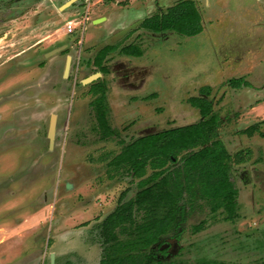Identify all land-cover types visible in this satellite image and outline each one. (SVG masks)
<instances>
[{
    "label": "rangeland",
    "instance_id": "374dc122",
    "mask_svg": "<svg viewBox=\"0 0 264 264\" xmlns=\"http://www.w3.org/2000/svg\"><path fill=\"white\" fill-rule=\"evenodd\" d=\"M67 1L0 0V264H50L52 253L56 264H98L100 223L139 182L108 162L139 136L200 121L188 99L206 85L219 138L245 158L232 161L239 217L212 215L198 200L169 234V253L153 248L166 264H264V0H194L202 31L191 37L140 27L156 6L179 0H90V10L86 0L63 8ZM102 15L109 20L93 22ZM108 44L143 54L113 52L95 81L107 85L108 120L119 131L104 140L82 80L98 71L93 58ZM241 77L252 87L228 84ZM255 124L252 137L242 133Z\"/></svg>",
    "mask_w": 264,
    "mask_h": 264
},
{
    "label": "trees",
    "instance_id": "16d2710c",
    "mask_svg": "<svg viewBox=\"0 0 264 264\" xmlns=\"http://www.w3.org/2000/svg\"><path fill=\"white\" fill-rule=\"evenodd\" d=\"M141 27L153 32L171 30L191 37L202 31L201 15L194 1L181 0L162 14L145 19ZM116 50L117 45H106L97 52L93 63L98 71L107 72L104 62ZM120 51L130 56L143 54L136 45L125 46ZM228 84L236 89L252 87L245 77L232 78ZM90 92L95 95L90 105L100 137L106 140L118 136L119 131L108 120L105 83H92ZM212 92V86L206 85L199 89V96L188 99L199 109L200 121L137 137L124 143L121 151L108 162L111 167L123 165L122 175L132 176L139 182L135 196L124 200L123 194L118 206L100 223L103 251L98 264H166L157 257L153 247L157 246L161 255L169 253V249L160 247L194 210L198 200L206 203L212 215L222 211L224 219L231 222L239 217V191L233 178L232 161L240 164L245 158L242 151L233 156L219 138L221 120L213 112L214 102L209 98ZM257 130L258 124H255L242 133L252 137ZM204 226L205 221H201L194 226V231L200 232ZM195 264L230 263L200 259Z\"/></svg>",
    "mask_w": 264,
    "mask_h": 264
},
{
    "label": "water",
    "instance_id": "95a60500",
    "mask_svg": "<svg viewBox=\"0 0 264 264\" xmlns=\"http://www.w3.org/2000/svg\"><path fill=\"white\" fill-rule=\"evenodd\" d=\"M76 0H70L69 2H67L66 4H64L62 7L63 8H67L68 6L72 5ZM102 20H104V18H101V19H97L94 21V23H97V22H101ZM69 45H63L61 47H58L54 50H52L50 53H54V54H57V53H60L62 52L63 50H65ZM70 67H71V56H68L67 57V61H66V66H65V70H64V75L68 76L69 75V71H70ZM101 76V73H96L84 80H82V84L84 85H88V84H91L93 82H95L96 80H98V78ZM56 116L53 115L52 118H51V122H50V127H49V133H48V136L51 140V145L53 144V139L55 137V133H56ZM70 184L67 185L68 188H70ZM169 247V244L166 243V244H163L160 249L161 250H164L166 248ZM50 264H56L55 262V254L52 253L51 254V257H50Z\"/></svg>",
    "mask_w": 264,
    "mask_h": 264
},
{
    "label": "flooded vegetation",
    "instance_id": "af4514ba",
    "mask_svg": "<svg viewBox=\"0 0 264 264\" xmlns=\"http://www.w3.org/2000/svg\"><path fill=\"white\" fill-rule=\"evenodd\" d=\"M70 0H68L67 2H69ZM80 0H76L72 5H70V7H72L73 5H75V3H77V2H79ZM89 4H91L90 2V0H86ZM179 1H181V0H179ZM179 1H177V2H179ZM192 1H194V0H192ZM67 2H65L64 4H66ZM176 2V3H177ZM175 3V4H176ZM194 3L196 4V2L194 1ZM63 4V5H64ZM153 4H154V1H153ZM175 4H173V5H175ZM159 5V4H158ZM173 5H171V6H173ZM171 6H169V7H171ZM69 7V6H68ZM156 7H159L158 8V11L155 13V14H162L163 12H165L169 7H161L160 8V6H156ZM139 14H141V13H139ZM155 14H153V15H151V16H148V17H146V18H144L143 20H142V22L145 20V19H147V18H149V17H152V16H154ZM141 22V23H142ZM141 23H140V27H141ZM141 28H143V27H141ZM143 29H145V28H143ZM147 30V29H146ZM148 31H150V30H148ZM170 31V30H169ZM150 32H153V31H150ZM153 33H155V32H153ZM108 45H112V44H108ZM113 45H115V44H113ZM137 46V45H136ZM140 47V46H139ZM141 48V47H140ZM118 50H119V47H118ZM121 50V49H120ZM119 50V51H120ZM117 51V50H116ZM115 52V51H114ZM121 52V51H120ZM113 53V52H112ZM111 53V54H112ZM121 53H123V52H121ZM111 54H109V55H111ZM124 54V53H123ZM109 55H108V57H107V59L105 60V62H104V65L106 66V68H107V72L106 73H102V72H100V71H97L96 73H101V75H105V74H107L108 73V67H107V65H106V61H108V59H109ZM67 61V60H66ZM93 61H94V58H93ZM71 62H72V56H71ZM94 64V63H93ZM65 66H66V64H65ZM71 68V67H70ZM65 70V69H64ZM70 72V71H69ZM96 73H94V74H96ZM94 74H92V75H94ZM91 75V76H92ZM90 77V76H89ZM88 78V77H87ZM86 79V78H85ZM84 80V79H83ZM101 81H103V80H101ZM104 82V81H103ZM94 83V82H93ZM105 83V82H104ZM92 84V83H91ZM105 85H106V83H105ZM106 88H107V85H106ZM108 91V90H107ZM107 94V93H106ZM151 96V95H150ZM149 97L147 96V97H145V99H148ZM107 104H108V101H107ZM91 106V105H90ZM92 108V107H91ZM93 109V108H92ZM108 114H109V106H108ZM94 115H95V113H94ZM95 119H96V117H95ZM147 132V131H146ZM49 133V132H48ZM140 137V136H139ZM236 185H237V188H238V191H239V187H238V184L236 183ZM238 200H239V195H238ZM168 244H169V246L171 247V244H170V242H168ZM169 247V248H170Z\"/></svg>",
    "mask_w": 264,
    "mask_h": 264
},
{
    "label": "crops",
    "instance_id": "0c3cea01",
    "mask_svg": "<svg viewBox=\"0 0 264 264\" xmlns=\"http://www.w3.org/2000/svg\"><path fill=\"white\" fill-rule=\"evenodd\" d=\"M99 0H97V2H98ZM120 1H122V0H119L118 1V3L120 2ZM102 2V1H101ZM90 8H91V4H88V8H87V10H90ZM101 18H104V21H107V20H109V18L106 16V15H102V16H100V17H98V18H95L94 20H93V22L95 21V20H97V19H101ZM103 21V22H104Z\"/></svg>",
    "mask_w": 264,
    "mask_h": 264
},
{
    "label": "built area",
    "instance_id": "2783aa9c",
    "mask_svg": "<svg viewBox=\"0 0 264 264\" xmlns=\"http://www.w3.org/2000/svg\"><path fill=\"white\" fill-rule=\"evenodd\" d=\"M86 19H88V15H87Z\"/></svg>",
    "mask_w": 264,
    "mask_h": 264
}]
</instances>
